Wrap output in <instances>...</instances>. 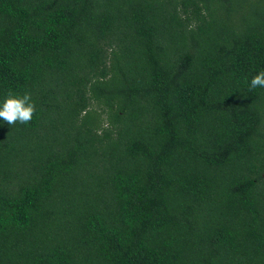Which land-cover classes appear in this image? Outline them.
<instances>
[{
    "label": "trees",
    "instance_id": "obj_1",
    "mask_svg": "<svg viewBox=\"0 0 264 264\" xmlns=\"http://www.w3.org/2000/svg\"><path fill=\"white\" fill-rule=\"evenodd\" d=\"M264 0H0V264H264Z\"/></svg>",
    "mask_w": 264,
    "mask_h": 264
},
{
    "label": "clouds",
    "instance_id": "obj_2",
    "mask_svg": "<svg viewBox=\"0 0 264 264\" xmlns=\"http://www.w3.org/2000/svg\"><path fill=\"white\" fill-rule=\"evenodd\" d=\"M264 88V70L255 74L249 82V90ZM36 111L29 93L16 96L9 93L3 101H0V120L12 126L17 123L28 124Z\"/></svg>",
    "mask_w": 264,
    "mask_h": 264
}]
</instances>
